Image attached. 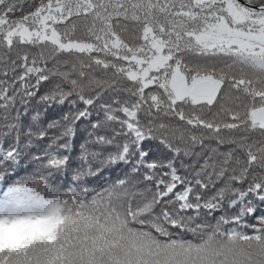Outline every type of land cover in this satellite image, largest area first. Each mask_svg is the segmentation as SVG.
Here are the masks:
<instances>
[{
	"label": "snow or ice",
	"instance_id": "6c2138e0",
	"mask_svg": "<svg viewBox=\"0 0 264 264\" xmlns=\"http://www.w3.org/2000/svg\"><path fill=\"white\" fill-rule=\"evenodd\" d=\"M65 104L45 126L41 106ZM25 153L0 264H264V207L244 220L264 205V0H0V184Z\"/></svg>",
	"mask_w": 264,
	"mask_h": 264
},
{
	"label": "trees",
	"instance_id": "16d2710c",
	"mask_svg": "<svg viewBox=\"0 0 264 264\" xmlns=\"http://www.w3.org/2000/svg\"><path fill=\"white\" fill-rule=\"evenodd\" d=\"M41 90L43 91V85ZM78 107L83 108L85 107L84 105L80 104ZM69 112V106L67 104L60 106V105H55V106H41L40 110V119L44 121L45 126L47 122L53 119H59L62 117L65 113ZM34 115V113H33ZM102 118V117H101ZM92 121L95 122L97 119L96 116V110H93V115H92ZM31 120V115L27 117L22 118V122L27 125L29 121ZM92 134L93 138L95 136L94 130L91 127V124L89 123L88 120H83L82 122H79L76 129H75V135L74 137L69 138V145L70 149L67 153L70 155L73 160L75 161L73 163V169H76L79 166V157L81 154V145L85 144L86 142L89 141V136ZM47 142L46 141H40L36 142L34 141L33 143V151L35 153L36 150L42 147H46ZM144 148L146 151L149 152V161L156 160V161H161L163 160L165 163L169 160L172 159V153H170L166 148H164L162 145L159 144L158 141L155 140H146L144 142ZM181 161L185 165L189 164L190 161L189 157H183L181 156L179 159L175 161L178 172L180 175H185V169L181 167ZM36 170V164L32 161L31 157H27L26 153L22 155V158L20 160L19 166L16 167L15 169L9 168V175L5 177V181L0 184V195L3 196L4 192L7 191V188L9 186H13L17 182H20L21 184H24L26 182V178L32 174ZM129 171V169L123 165H115V166H105L103 169V176L100 181V184L103 185L104 187L109 186L110 184L115 183L118 179H123L124 178V173ZM89 181H95V177H87ZM72 180V172L69 171L67 173L61 172L58 174V185L61 187V191L66 190L63 185L67 184L68 181ZM28 186H33L29 184ZM89 187H95V183H89ZM38 191L41 192L42 195H46L45 192H43L42 189H37ZM264 207V205H257V212L254 213L253 215L246 216L244 217L245 222L248 224H257V221L255 219V216L260 215V208ZM236 211H239V209L234 210L231 214H235ZM219 216V213L216 214ZM215 223V221H212ZM223 227L228 228V227H238L235 224L231 225H224ZM239 230V229H238ZM244 231L248 232L249 234L252 233L251 228H246Z\"/></svg>",
	"mask_w": 264,
	"mask_h": 264
},
{
	"label": "rangeland",
	"instance_id": "374dc122",
	"mask_svg": "<svg viewBox=\"0 0 264 264\" xmlns=\"http://www.w3.org/2000/svg\"><path fill=\"white\" fill-rule=\"evenodd\" d=\"M0 197H3V196L0 195Z\"/></svg>",
	"mask_w": 264,
	"mask_h": 264
}]
</instances>
